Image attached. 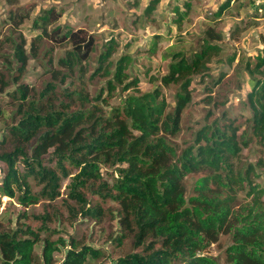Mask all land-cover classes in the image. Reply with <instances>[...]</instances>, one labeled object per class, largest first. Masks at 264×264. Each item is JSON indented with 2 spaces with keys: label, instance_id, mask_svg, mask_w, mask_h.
<instances>
[{
  "label": "trees",
  "instance_id": "16d2710c",
  "mask_svg": "<svg viewBox=\"0 0 264 264\" xmlns=\"http://www.w3.org/2000/svg\"><path fill=\"white\" fill-rule=\"evenodd\" d=\"M229 1H225L226 7ZM158 2L150 0L145 11L150 13ZM185 6L189 8L187 3ZM59 16L49 7L33 19L38 33L30 49H34L35 40L43 39L65 47L56 66L47 68L51 79H59L62 87L55 88L51 82V87L45 86L43 93L36 96L30 89L19 90L20 117L10 126L9 137L30 148L36 159L55 147L69 163L81 165L83 180L91 186L101 175L99 162L125 164L120 177L110 184L101 182L98 190L119 206L117 243L130 237L136 246L143 247L144 254L127 253L117 258L115 264H217L203 251L221 233H229L231 238L224 249V264H264V186L252 180L255 165L241 168L233 161L241 145L249 141L247 132L238 133L230 122L222 126L205 125L196 131L194 145L184 148L180 155L165 138L178 131L181 111L190 101L191 76L207 70L210 58L218 52L215 44L203 41L190 58L173 53L167 74L160 78L164 85L179 84L171 112H166L159 88L130 92L118 105H110L117 84L137 90V78L126 81L130 56L121 55L113 63L110 57L115 42L110 40L88 73L86 65L95 50L93 36L83 28L60 25L49 28ZM181 18L180 15L178 20ZM210 38L219 39V35L210 34ZM15 52L23 68L27 64L23 41L16 43ZM245 68L250 77V90L245 98L249 112L247 128L249 136L264 145V49ZM87 73L88 79L108 77L105 88L91 97L85 85L72 82L76 78L82 84L79 78ZM5 140L3 137L0 140L1 150ZM1 157L8 169L0 178V205L2 196H13L15 188L21 191L20 203L26 206L36 203L26 179L38 173L33 170L19 173L11 152H3ZM199 170L207 173L196 180L194 194L186 198L183 177ZM44 175L49 191L53 192L54 174L43 171L41 176ZM241 189H246V200L236 207V192ZM93 211L102 215L100 208ZM39 241L41 259L36 262L34 251ZM61 248L65 251L59 264H89V260L98 256L96 249L73 239L67 242L60 238L40 239L28 225L0 229V264H55L54 253Z\"/></svg>",
  "mask_w": 264,
  "mask_h": 264
},
{
  "label": "rangeland",
  "instance_id": "374dc122",
  "mask_svg": "<svg viewBox=\"0 0 264 264\" xmlns=\"http://www.w3.org/2000/svg\"><path fill=\"white\" fill-rule=\"evenodd\" d=\"M225 1L159 0L148 13L145 8L150 0H0V140L6 139L0 149V178L8 169L7 162L1 157L3 152H11L15 157L14 167L19 173L26 174L28 170L38 173L28 175L26 179L36 203L28 206L20 203L21 191L17 188L13 190V196H2L0 229L28 225L40 239L60 238L66 242L73 239L80 245H90L98 256L89 260V264H115L117 258L127 253L144 254L143 247L136 246L130 237L117 243L119 206L98 190L101 182L110 184L120 177V169L125 166L123 162H99L101 175L91 186L83 180L81 165L69 163L55 147L36 159L30 148L9 137L10 126L20 117L17 108L19 90L30 89L29 92L36 96L43 93L45 86L51 87V82L55 88L62 87L59 79H51L47 68L56 66L65 47L43 39L35 40L34 49H30L38 33L32 25L33 19L49 7L60 14L49 28L55 25L83 28L93 36L95 50L86 65L88 73L110 40L115 42V51L110 57L113 63L121 55L130 56L126 81L137 78V90L117 84L109 99L110 105H118L130 92L143 93L159 88L166 102V112H171L179 84L164 85L160 78L167 74L173 53L180 52L190 58L203 41L215 44L218 52L210 58L207 70L191 76L190 101L181 111L178 131L165 138L180 155L184 148L194 145L199 128L230 122L238 133L246 131L249 138L241 145L234 164L241 168L255 165L252 180L264 186V145L249 136L246 121L249 112L245 106L250 90L245 64L253 62L254 56L264 49V0H230L228 7ZM180 15L182 18L178 20ZM210 34H218L219 39L210 38ZM21 41L27 55V64L23 68L15 52L16 43ZM88 73L79 78L82 84H78L76 78L72 82L77 86L85 85L91 97L105 88L108 77L88 79ZM43 171L54 174L53 192L49 191L46 175L41 176ZM206 173L199 170L183 177L186 198L194 194L196 180ZM245 190H237L236 207L246 200ZM97 208L101 209L102 215L93 211ZM230 243V234L221 233L203 253L213 257L217 264H224V249ZM41 247L39 241L34 251L36 262L41 259ZM64 251L65 248L55 251V264H59Z\"/></svg>",
  "mask_w": 264,
  "mask_h": 264
}]
</instances>
